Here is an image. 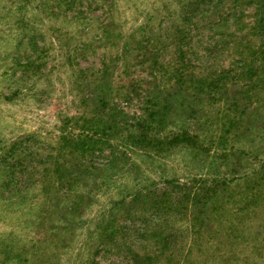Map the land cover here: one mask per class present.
<instances>
[{
    "label": "rangeland",
    "instance_id": "374dc122",
    "mask_svg": "<svg viewBox=\"0 0 264 264\" xmlns=\"http://www.w3.org/2000/svg\"><path fill=\"white\" fill-rule=\"evenodd\" d=\"M263 4L0 0V264H264Z\"/></svg>",
    "mask_w": 264,
    "mask_h": 264
},
{
    "label": "trees",
    "instance_id": "16d2710c",
    "mask_svg": "<svg viewBox=\"0 0 264 264\" xmlns=\"http://www.w3.org/2000/svg\"><path fill=\"white\" fill-rule=\"evenodd\" d=\"M263 2H264V0H262ZM263 6H264V4H263ZM144 128V127H143ZM143 128H141L142 130H143Z\"/></svg>",
    "mask_w": 264,
    "mask_h": 264
}]
</instances>
